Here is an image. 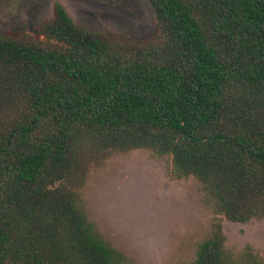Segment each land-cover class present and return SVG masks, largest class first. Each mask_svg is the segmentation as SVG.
I'll return each mask as SVG.
<instances>
[{"label":"trees","instance_id":"trees-1","mask_svg":"<svg viewBox=\"0 0 264 264\" xmlns=\"http://www.w3.org/2000/svg\"><path fill=\"white\" fill-rule=\"evenodd\" d=\"M146 1V41L59 4L35 36L0 35V264H125L77 192L115 152L169 155L227 221H264V0ZM223 240L190 264H234Z\"/></svg>","mask_w":264,"mask_h":264},{"label":"rangeland","instance_id":"rangeland-1","mask_svg":"<svg viewBox=\"0 0 264 264\" xmlns=\"http://www.w3.org/2000/svg\"><path fill=\"white\" fill-rule=\"evenodd\" d=\"M54 4L93 31L136 41L156 35L146 0H0V35L35 36ZM77 192L87 220L125 264H190L217 225L232 263L264 262V221H227L199 180L176 176L169 155L144 149L112 153L88 167Z\"/></svg>","mask_w":264,"mask_h":264}]
</instances>
